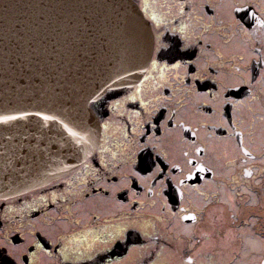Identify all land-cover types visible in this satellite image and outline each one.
I'll use <instances>...</instances> for the list:
<instances>
[{
	"label": "flooded vegetation",
	"instance_id": "obj_1",
	"mask_svg": "<svg viewBox=\"0 0 264 264\" xmlns=\"http://www.w3.org/2000/svg\"><path fill=\"white\" fill-rule=\"evenodd\" d=\"M138 82L64 177L0 200V264H264V0H131Z\"/></svg>",
	"mask_w": 264,
	"mask_h": 264
},
{
	"label": "water",
	"instance_id": "obj_2",
	"mask_svg": "<svg viewBox=\"0 0 264 264\" xmlns=\"http://www.w3.org/2000/svg\"><path fill=\"white\" fill-rule=\"evenodd\" d=\"M151 54L131 0H0V200L90 156L100 136L90 103L138 82Z\"/></svg>",
	"mask_w": 264,
	"mask_h": 264
}]
</instances>
